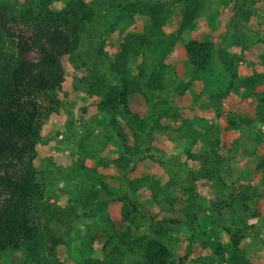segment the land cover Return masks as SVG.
I'll return each instance as SVG.
<instances>
[{
	"label": "trees",
	"instance_id": "trees-1",
	"mask_svg": "<svg viewBox=\"0 0 264 264\" xmlns=\"http://www.w3.org/2000/svg\"><path fill=\"white\" fill-rule=\"evenodd\" d=\"M206 1L65 0L57 5V0H0V259L4 253H20L27 263L63 264L58 258V249L65 241L59 229L70 227L71 222L92 212L104 213L109 228L102 238V256H91L77 264H127L126 261L188 264V255H177L169 235L181 224L179 216L190 225L196 219L200 205L197 200L200 195L195 190L198 185L217 187L215 205L232 209V215L234 211L249 213L252 197L234 188L235 183L227 185L222 177L226 159L219 153L220 141L195 135L193 124L183 117L185 94L193 86L196 74L211 66L214 44L195 38L185 42L184 52L195 76L185 82L175 77L173 103L152 97L164 93L166 76L173 73L171 65L166 63L168 53L176 39L186 37L201 17ZM226 3L231 4L230 20L239 25L240 36L233 43L248 51L250 41L246 36L258 34L253 46L261 48L258 62L264 65V19L261 22L257 18V1L228 0ZM176 4L181 5V21L176 37H171L166 33L165 24ZM102 10L113 17L105 27V34L123 35L117 28L120 23L136 16L147 19L140 33L121 37L108 73L98 67H87L85 75L78 80L86 84L90 95L99 98L96 106L104 116L99 125L111 131L119 145L117 157L104 166L112 165L119 170L124 191L115 193L103 179L93 175L87 181L83 197L74 200L67 209L59 208L46 199L45 175L37 167V145L42 141L45 122L59 110V95L64 93L68 65L73 64V57L80 49L81 36ZM95 55L109 59L103 45ZM218 57L231 80L238 81L239 85L231 82L225 91L212 94L211 100L219 102L233 88L243 91L253 98L244 120L252 118L264 125V93L255 92L257 86L264 84V74L252 73L240 78L237 56L222 49ZM135 95L143 98L146 109H151L150 114L141 117L131 110V97ZM164 118L178 120L181 125H163ZM158 134L193 136V144L200 146L185 153V160L197 161L199 169L189 173L188 186L182 195H166L163 200L158 199L155 189L160 187L154 177L144 173L133 179L126 178L138 162L153 159V151L166 152L165 146L156 139ZM260 140L261 137H255L256 143ZM256 170L263 173L264 181V156H258ZM166 188H172L170 183ZM141 190L148 191L149 202L140 198ZM252 196L257 194L253 192ZM152 209L158 211L153 214ZM161 213H172V217ZM139 222L141 227L145 226V232H137ZM223 229L230 238L227 246L217 241L204 244L212 258L219 264H257L240 248L244 232L250 229L242 218Z\"/></svg>",
	"mask_w": 264,
	"mask_h": 264
},
{
	"label": "rangeland",
	"instance_id": "rangeland-1",
	"mask_svg": "<svg viewBox=\"0 0 264 264\" xmlns=\"http://www.w3.org/2000/svg\"><path fill=\"white\" fill-rule=\"evenodd\" d=\"M57 1L58 3H55L57 5L65 2V0ZM100 1L109 2V0ZM226 1L228 2V0H207L203 14L185 35L186 37L176 39L174 47L166 58V63L171 65L173 73L166 76L167 87L164 93H156L152 96L153 100L173 103L175 77L185 82L195 76L184 52L185 42L195 38L214 44L215 57L211 66L196 74L193 86L185 94L186 108L183 117L193 124L195 135L207 140L220 141L219 153L226 159L222 177L227 185L235 183L234 188L250 195L252 203L249 206L251 209L249 213L243 215L234 211L235 214L232 215V209L229 211L224 205L220 207L215 205L217 187L213 184H206L205 187L198 185L195 190L201 198H197L200 205L196 219L190 225L179 216L178 220L181 224L176 232L169 235L170 243L174 246L177 255H188V264H219L212 258L210 250L204 249V244L217 241L222 246H227L230 238L223 227L241 218L250 229L244 232L245 237L240 243V248L251 261L264 264V181L263 173L256 170L258 156H264V125L252 118L248 121L244 120L247 118L248 105L252 103L253 98L246 96L243 91L238 92L233 88L219 102L211 100L212 94L225 91L231 82L239 85L238 81L231 80L220 63L218 52L222 49L239 58L236 69L240 78L248 77L252 73L264 74V65L258 62L261 48L258 45L253 46L259 35L253 33L246 36L250 41L248 51H243L239 45L233 43L234 39L240 36L237 34L239 25L230 20L231 4ZM256 1L257 18L262 22L264 0ZM112 20L111 14L102 10L95 16L94 21L87 25L85 33L81 36L80 49L75 58L73 57V64L68 65L63 83L64 93L59 95L61 101L59 110L51 114L45 122L41 132L42 141L37 145V167L45 175L46 199L59 208L67 209L74 200L83 197L89 184L87 181L93 175L103 179L115 193L124 191L119 170L112 165L104 166L117 157L120 151L119 145L112 138L111 131L99 125L104 121V116L96 106L99 98L87 92L85 83L78 82L79 78L85 75L87 67L90 69L98 67L101 72L108 73L109 62L118 52L121 37L127 33H140L147 23V19L136 16L117 26L123 35L105 34L107 30L105 27L111 24ZM180 21L181 5L176 4L165 24L167 35L176 37ZM102 45L109 56L108 60L95 55ZM82 62L85 65H82ZM255 92L264 93V84L257 86ZM130 107L141 117L148 114V111L151 112V109H146L145 101L140 95L131 97ZM161 123L181 125L180 121L174 122L171 118L161 119ZM256 136L261 137L259 144L255 141ZM156 139L159 144L165 146L166 152L158 154L153 151L151 153L153 159L138 162L126 178L133 179L146 173L158 181L160 190L158 188L155 190L159 200H163L166 195L181 196L184 187L188 186L189 173L199 169L197 161L185 160V153L188 149L198 150L200 146L193 144V136L182 138L176 135L158 134ZM168 183L172 188H166ZM253 192L257 196H252ZM139 194L143 201H150L148 191L141 190ZM152 211L154 214L158 210L152 209ZM91 214L71 222L70 227L59 229L60 236L65 241L58 249V258L63 264H77L91 256H102L101 242L109 228L104 213L94 215L91 212ZM161 214L172 217V213ZM138 224L142 225L140 222ZM144 227L140 226L137 232H145ZM126 262L132 264L131 261ZM0 264L31 263H27L20 253H4Z\"/></svg>",
	"mask_w": 264,
	"mask_h": 264
}]
</instances>
